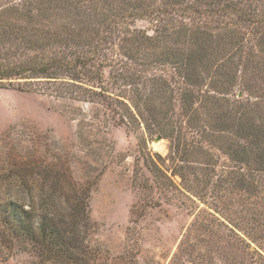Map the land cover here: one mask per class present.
Instances as JSON below:
<instances>
[{"label": "rangeland", "instance_id": "obj_1", "mask_svg": "<svg viewBox=\"0 0 264 264\" xmlns=\"http://www.w3.org/2000/svg\"><path fill=\"white\" fill-rule=\"evenodd\" d=\"M30 1L40 7L0 0L1 68L71 59L92 47L84 49L92 33L105 39L103 64L79 78L55 71L0 79V200L19 197L17 176L2 170L18 155L24 168L53 165L81 186L97 264H264V172L247 192L239 188L250 169L236 153L240 114L264 124V53L256 48L264 22H255L264 0H80L83 13L66 21L37 19ZM226 5L247 12L245 21ZM192 54L205 64L197 67L203 83L187 88L199 96L189 110L182 77L192 74ZM225 64L234 76L228 86ZM146 163L163 175L154 178ZM35 173L24 177L37 197L55 177ZM0 264L46 263L0 223Z\"/></svg>", "mask_w": 264, "mask_h": 264}, {"label": "trees", "instance_id": "obj_2", "mask_svg": "<svg viewBox=\"0 0 264 264\" xmlns=\"http://www.w3.org/2000/svg\"><path fill=\"white\" fill-rule=\"evenodd\" d=\"M43 3L47 5L44 8L42 7ZM83 3L84 1L80 0H40V3H36L40 6L39 8L36 5L34 7L31 1L25 5H27L26 7H31L35 12H38L36 14L37 19L39 16L48 17L50 15L51 17L55 15L59 20L66 21L72 20L73 16L80 17L79 14L83 12H79V9H81ZM171 3L170 1H166L163 7L161 4L158 6L164 9ZM227 8L235 12L238 20L245 21L247 12L241 9L239 10L237 6L233 8L226 5L225 9ZM27 9L28 15L31 16V9ZM17 11L18 7L8 9L6 12L11 15ZM249 11L251 10L248 9ZM95 16L99 17V20H104V16L100 14H95ZM255 22L258 24L263 23L264 16H262L261 20L256 19ZM189 30L195 33L191 28ZM80 35L79 33L78 36ZM86 35L87 33L83 34L84 37ZM95 35L98 37L96 33H92V37L89 42L85 43L86 48L84 49H87L90 44L92 47L84 50V53L81 55L77 53L71 59V55L69 58L55 55L45 60H36L34 58L16 67H0V79H9L11 76L21 75H43L47 76L46 78H52L55 71L73 74L75 78H79V74L83 75L84 73L86 75L97 74V72L90 70V67L94 66L95 69V65H97L102 68L103 63H100V54H97V52L103 49L105 39L99 37L94 41ZM195 39H193L194 41L192 43H195ZM256 48H258L259 53H264V31L259 35ZM191 49L190 51L194 52ZM237 56L241 57L242 51ZM189 64L192 74H186L182 77L183 84H187L185 85L186 89L182 88L184 94L183 99L181 98V104L185 105V108H189L191 102L193 103L195 100H199V96L191 90L189 92L187 88H196L203 83V78H200L197 67L205 63L203 57L192 54ZM226 65L225 73L223 72L221 76H223L224 82L228 86L233 84L234 76L232 75L233 71L226 70V68H231ZM238 119L237 133L243 139V142L236 153L240 157L239 161L248 166L250 172L247 179L241 176V181L239 179L237 183L239 188L247 192L251 187L249 185L247 186V184L258 180H254V174L258 171L264 172V124L256 125L251 118H248V112H243L242 115L240 114ZM142 160L143 163L146 161L144 158ZM30 161L33 162L34 160ZM16 162L19 163L17 167L15 166ZM25 162L22 157L13 155L11 162L3 163L2 170H4L3 174H5L6 179L17 176L18 186L16 192H19V197L17 196L15 198L10 197L9 193L5 192L6 197L0 200V223L3 225V228L7 229L9 236L16 241L17 246L23 252L27 251L34 255L39 263L97 264L95 260L98 258V255L101 257V249L98 246L96 248L90 247V242L88 241L87 232L92 225L89 223L90 217L87 210V198L81 192V186H72V184L70 186L67 181L68 176H65L55 169L51 171L52 169L50 167L53 165H50L48 170L44 171L41 165L34 163V165H31L28 162V165L26 164L24 168ZM145 169L154 178H159V173L163 175V172L155 164L150 166V164L146 163ZM30 171L37 172L35 173L36 175L41 173L43 177H55L54 182L45 190L41 185L38 187L40 192L37 197L33 195L34 181L29 182L27 181L28 177H24ZM54 171L56 172L53 173ZM247 181L250 183H247ZM71 187L75 190H72ZM3 239H5V235L1 236V240ZM25 246H28V248ZM98 264L103 263L98 262Z\"/></svg>", "mask_w": 264, "mask_h": 264}, {"label": "bare ground", "instance_id": "obj_3", "mask_svg": "<svg viewBox=\"0 0 264 264\" xmlns=\"http://www.w3.org/2000/svg\"><path fill=\"white\" fill-rule=\"evenodd\" d=\"M153 147H154V149H156V150H160V151H161V149H162L161 144L158 143V142H156V143L153 145Z\"/></svg>", "mask_w": 264, "mask_h": 264}]
</instances>
